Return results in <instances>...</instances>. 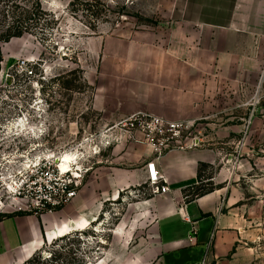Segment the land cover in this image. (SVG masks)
Listing matches in <instances>:
<instances>
[{
    "label": "rangeland",
    "instance_id": "obj_1",
    "mask_svg": "<svg viewBox=\"0 0 264 264\" xmlns=\"http://www.w3.org/2000/svg\"><path fill=\"white\" fill-rule=\"evenodd\" d=\"M175 1L76 0L73 5V0H0V29L10 19L4 21L3 9L33 11L30 33L0 43L4 56L0 72L1 201L19 211H33L31 196L44 185L45 173L64 172L59 157L71 153L77 159L68 177L84 174L78 196L95 198L99 208L94 222L88 220L64 245L60 243L56 261L45 264H158L152 238L158 194L147 180L137 178L142 163L125 165L116 160L119 150H125L121 140L95 139L116 123L96 107V99L105 82L100 64L105 39L130 37L138 31L153 33L161 24L167 27ZM248 82L241 118L197 121L189 135L200 138L204 148L220 150L222 157L232 154L234 161L249 157V152L235 153L239 141L252 143V163L260 167L242 178L245 186L264 174V108L256 119L249 115L251 105L264 106V72L257 81ZM238 128H242L240 133L234 130ZM221 166L223 162L203 169L199 192L215 188L212 178ZM118 168L133 180L113 189L110 179ZM242 171L246 173L244 167ZM257 189V195L239 204L244 226L250 230L241 255L245 264H264V186L259 184ZM74 200L61 207L67 208L66 216L73 214Z\"/></svg>",
    "mask_w": 264,
    "mask_h": 264
},
{
    "label": "crops",
    "instance_id": "obj_2",
    "mask_svg": "<svg viewBox=\"0 0 264 264\" xmlns=\"http://www.w3.org/2000/svg\"><path fill=\"white\" fill-rule=\"evenodd\" d=\"M100 64L105 82L96 107L113 122L139 112L191 124L241 118L248 80L257 81L264 72V0H176L167 27L107 37ZM263 108L251 105V119ZM234 130L240 133L242 128ZM119 140L125 150H117L116 160L142 163L138 179L149 180L150 162L167 179L169 191L155 197L152 238L158 264H245L241 255L250 230L239 204L257 195L259 184L264 186V174L246 186L242 181L260 167L252 163V143L239 141L235 153L249 152V157L234 161L232 154L222 157L220 150L202 145L156 157L147 144ZM222 162L212 178V192L186 196L203 182L202 165ZM113 174V189L133 180L121 168ZM19 210L10 203L0 207V264H23L46 243L94 222L99 208L95 198L80 194L71 216H66L67 208Z\"/></svg>",
    "mask_w": 264,
    "mask_h": 264
},
{
    "label": "built area",
    "instance_id": "obj_3",
    "mask_svg": "<svg viewBox=\"0 0 264 264\" xmlns=\"http://www.w3.org/2000/svg\"><path fill=\"white\" fill-rule=\"evenodd\" d=\"M193 124L186 121L170 120L152 113H134L116 122L106 132L97 133L94 137L99 142L102 138L126 137L137 142L149 145L156 157L177 149H193L200 147L202 140L198 137L190 138V129ZM111 132V133H110ZM99 144H97V147ZM153 173L149 175V184L154 194H162L169 191L167 179L161 174L153 162ZM69 171L62 172L52 170L45 173V182L40 191L31 196V209L36 212L53 211L69 204L75 199L82 186L84 174L79 177H68ZM34 176L30 177L33 180ZM29 180V181H30ZM4 203L1 201L0 207Z\"/></svg>",
    "mask_w": 264,
    "mask_h": 264
},
{
    "label": "trees",
    "instance_id": "obj_4",
    "mask_svg": "<svg viewBox=\"0 0 264 264\" xmlns=\"http://www.w3.org/2000/svg\"><path fill=\"white\" fill-rule=\"evenodd\" d=\"M74 1L76 0H73V5L75 4ZM17 8L19 7H16V8L13 7L10 10H7L6 8V10L3 9L2 11V17L4 18V21L6 20V18H10V19H8L7 24L2 27L3 29H0V43L9 42L13 38L23 37L26 33H30L29 30H30V27L32 26L31 15H33V11L29 9H24L22 13H19L20 11H16ZM3 62H4V56H3L2 48L0 46V72L2 70ZM205 167H207V165H202L201 171ZM199 189H200V186H196L193 191L191 190L187 192L186 196L192 195V198H195V196H202L214 190V188H210L208 190L199 192ZM188 198L190 199V197ZM77 232L79 231L69 232L63 236H60L54 239V241L52 242L53 248L52 249L50 248V251L48 250L49 253L47 252V250H45L46 248H48V244H49V243H46L41 249L37 250L23 264H33L38 259H40L41 261H44V264L56 261L58 257H57V253H55L56 251L55 249L57 247H61L60 243L64 245L63 242L70 239L73 233H77Z\"/></svg>",
    "mask_w": 264,
    "mask_h": 264
},
{
    "label": "bare ground",
    "instance_id": "obj_5",
    "mask_svg": "<svg viewBox=\"0 0 264 264\" xmlns=\"http://www.w3.org/2000/svg\"><path fill=\"white\" fill-rule=\"evenodd\" d=\"M77 159V155L76 154H71V153H66L64 155H62L61 157H59V163H60V167L64 170V172L69 171L70 167H71V163L73 160ZM151 171L152 167H150Z\"/></svg>",
    "mask_w": 264,
    "mask_h": 264
}]
</instances>
